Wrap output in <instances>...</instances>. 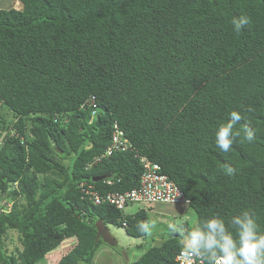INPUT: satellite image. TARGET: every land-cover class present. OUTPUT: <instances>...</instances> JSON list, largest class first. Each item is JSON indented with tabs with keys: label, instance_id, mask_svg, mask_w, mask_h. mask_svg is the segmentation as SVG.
<instances>
[{
	"label": "trees",
	"instance_id": "16d2710c",
	"mask_svg": "<svg viewBox=\"0 0 264 264\" xmlns=\"http://www.w3.org/2000/svg\"><path fill=\"white\" fill-rule=\"evenodd\" d=\"M17 1L0 9V129L18 134L0 150V264L46 263L67 242L57 264H93L98 219L144 237L147 210L124 216L80 188L137 187L140 157L176 183L196 221L251 209L264 229V0ZM234 19L246 21L239 32ZM232 110L254 135L222 153L214 131ZM114 121L134 150L90 166ZM182 248L175 231L133 264H174Z\"/></svg>",
	"mask_w": 264,
	"mask_h": 264
},
{
	"label": "clouds",
	"instance_id": "9594fccd",
	"mask_svg": "<svg viewBox=\"0 0 264 264\" xmlns=\"http://www.w3.org/2000/svg\"><path fill=\"white\" fill-rule=\"evenodd\" d=\"M15 2V9L20 8V3ZM244 23L246 21L234 19V30L239 32ZM242 119L239 111L232 110L216 125L214 143L222 153H228L241 136L252 141L254 133L247 125H241ZM237 125H241L240 130ZM226 171L232 173L230 167ZM12 188L17 189V184ZM9 201L5 202L8 209L13 204ZM187 211L193 213L190 208ZM155 227V221H141L137 225L138 231L146 237L152 236ZM176 230L182 233V257L189 264L193 257L202 258L206 264H264V229L260 227L254 210L243 209L227 220L214 214L198 219L187 231L184 228Z\"/></svg>",
	"mask_w": 264,
	"mask_h": 264
},
{
	"label": "built area",
	"instance_id": "2783aa9c",
	"mask_svg": "<svg viewBox=\"0 0 264 264\" xmlns=\"http://www.w3.org/2000/svg\"><path fill=\"white\" fill-rule=\"evenodd\" d=\"M93 112L91 120H96ZM18 137L13 130L0 129V150L2 149L7 138ZM133 145L120 128L117 121L112 124V133L110 143L99 156L95 157L90 166L100 163L103 159L111 157L115 153L133 151ZM141 158L143 171L139 177L137 187L124 192L100 193L92 184L81 183L80 188L82 198L90 201L93 205L100 206L103 204L112 206L117 211L125 214L126 210L133 207L134 212L146 209L148 206L156 204H168L187 207L183 193L176 183L168 175L161 172V166L149 161L146 157ZM110 184V182H107ZM187 202V203H186ZM127 227V222L123 220L122 228ZM174 264H189L182 257V249L174 254ZM190 264H206L202 258H191Z\"/></svg>",
	"mask_w": 264,
	"mask_h": 264
},
{
	"label": "rangeland",
	"instance_id": "374dc122",
	"mask_svg": "<svg viewBox=\"0 0 264 264\" xmlns=\"http://www.w3.org/2000/svg\"><path fill=\"white\" fill-rule=\"evenodd\" d=\"M9 8H15L14 0H0V9L6 10ZM2 113L5 112L3 111ZM12 187L4 195V199L7 201L11 200L14 204ZM6 208L8 209L9 206ZM134 211L135 209L131 207L126 210L125 214L127 216H133L136 213ZM147 214L149 221L156 222V227L153 229L151 237L131 238L127 235L125 228L108 225L107 229L117 241V246L110 247L103 244L96 253L93 264H133L146 250L151 246H158L162 242V238L168 237L177 231V228H184L187 231L196 222L194 212L189 213L187 207L184 206L156 204L147 207ZM187 220L191 224L190 227L183 225ZM178 232L181 233L180 231ZM73 245L74 242H67L60 245L52 253L46 255V263L44 262L42 264H57L60 257ZM4 249L8 253H15L17 249H21V244L15 231L8 232L4 237Z\"/></svg>",
	"mask_w": 264,
	"mask_h": 264
},
{
	"label": "water",
	"instance_id": "95a60500",
	"mask_svg": "<svg viewBox=\"0 0 264 264\" xmlns=\"http://www.w3.org/2000/svg\"><path fill=\"white\" fill-rule=\"evenodd\" d=\"M96 127H99L103 124H100L99 119L97 118L95 120ZM96 228V240H101L105 245H108L110 247H116L117 241L115 238L111 235L109 230L107 229L106 225L104 224L103 220L98 219L95 223Z\"/></svg>",
	"mask_w": 264,
	"mask_h": 264
},
{
	"label": "crops",
	"instance_id": "0c3cea01",
	"mask_svg": "<svg viewBox=\"0 0 264 264\" xmlns=\"http://www.w3.org/2000/svg\"><path fill=\"white\" fill-rule=\"evenodd\" d=\"M16 0H14V2H15ZM16 3V2H15Z\"/></svg>",
	"mask_w": 264,
	"mask_h": 264
}]
</instances>
